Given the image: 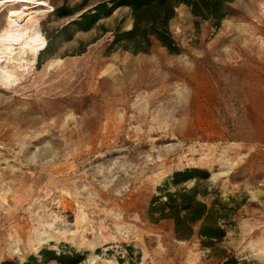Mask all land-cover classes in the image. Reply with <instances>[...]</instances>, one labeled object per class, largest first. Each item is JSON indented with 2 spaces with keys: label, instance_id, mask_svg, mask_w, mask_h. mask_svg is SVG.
Returning <instances> with one entry per match:
<instances>
[{
  "label": "rangeland",
  "instance_id": "obj_1",
  "mask_svg": "<svg viewBox=\"0 0 264 264\" xmlns=\"http://www.w3.org/2000/svg\"><path fill=\"white\" fill-rule=\"evenodd\" d=\"M82 1L0 7V264H264V0L227 4L219 24L179 6L178 53L136 55L110 47L128 9L88 31L68 24L100 0L58 15ZM191 148L197 164L163 156ZM189 169L209 173L205 202L238 206L211 247L149 217Z\"/></svg>",
  "mask_w": 264,
  "mask_h": 264
},
{
  "label": "trees",
  "instance_id": "obj_2",
  "mask_svg": "<svg viewBox=\"0 0 264 264\" xmlns=\"http://www.w3.org/2000/svg\"><path fill=\"white\" fill-rule=\"evenodd\" d=\"M83 0L73 12L61 8L59 16L65 17L83 10ZM235 0H100L91 9L81 14L77 20L68 24L75 25L82 31H88L100 18L110 16L119 8L128 9L131 26L122 30L120 25L113 30L112 49H121L132 54H146L154 42L166 48L169 53L177 54L169 24L179 6H186L190 13L200 20H212L219 24L227 17L226 5ZM42 7L49 12L53 10L49 0H0L2 8ZM67 26V27H68ZM209 179V173L199 169L176 172L163 187H159L158 196L151 204L149 217L154 222L171 220L176 239L185 241L194 235L204 247H211L226 235V228L234 223L237 205L233 199L222 202L219 194L213 192L214 198L208 204L205 199L210 195L207 187L200 188L198 180ZM196 180L193 187H178L183 182ZM197 228V232L195 229ZM34 259V258H32ZM57 260H64L60 255ZM2 264H9L3 262ZM121 264V260H119Z\"/></svg>",
  "mask_w": 264,
  "mask_h": 264
},
{
  "label": "bare ground",
  "instance_id": "obj_3",
  "mask_svg": "<svg viewBox=\"0 0 264 264\" xmlns=\"http://www.w3.org/2000/svg\"><path fill=\"white\" fill-rule=\"evenodd\" d=\"M145 108H144V110H145ZM148 110H145V113ZM147 114H149V113H147ZM195 152H196V150H194L193 148H191V149H189L187 151H184V152H182L181 150L180 151H177V152H174L173 150H168L163 156H167L170 153H172L171 155H173L175 157L174 161H177L178 162L177 165H180V164L183 165V163H186L188 165L189 164H197V163H194V161L192 159V157L194 156ZM157 158L158 159H161V157H159V156ZM205 159H206L205 156L204 157H201L198 163H201ZM161 173L159 174V176H161ZM113 223H114V225L116 227L115 229L117 230V232H118V234L120 236H125V235L129 234V232L131 231L129 227H124L122 224H120L121 223V220L120 219H114ZM37 237H38V244H44V243H47V242H52L54 240H58V236H54L52 234L47 235L45 237L44 236L41 237V234L37 233Z\"/></svg>",
  "mask_w": 264,
  "mask_h": 264
}]
</instances>
